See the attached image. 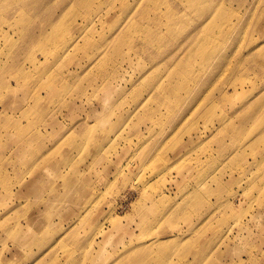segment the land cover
<instances>
[{"label": "rangeland", "instance_id": "1", "mask_svg": "<svg viewBox=\"0 0 264 264\" xmlns=\"http://www.w3.org/2000/svg\"><path fill=\"white\" fill-rule=\"evenodd\" d=\"M0 264H264V0H0Z\"/></svg>", "mask_w": 264, "mask_h": 264}]
</instances>
